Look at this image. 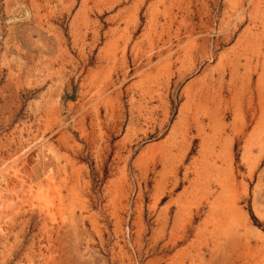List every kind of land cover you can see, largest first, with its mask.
Returning a JSON list of instances; mask_svg holds the SVG:
<instances>
[{
	"label": "rangeland",
	"instance_id": "1",
	"mask_svg": "<svg viewBox=\"0 0 264 264\" xmlns=\"http://www.w3.org/2000/svg\"><path fill=\"white\" fill-rule=\"evenodd\" d=\"M0 264H264V0H0Z\"/></svg>",
	"mask_w": 264,
	"mask_h": 264
}]
</instances>
